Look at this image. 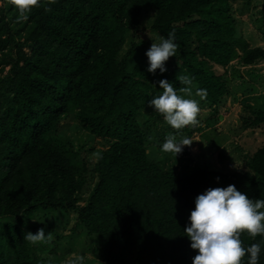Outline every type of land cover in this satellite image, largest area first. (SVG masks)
<instances>
[{
	"label": "trees",
	"instance_id": "obj_1",
	"mask_svg": "<svg viewBox=\"0 0 264 264\" xmlns=\"http://www.w3.org/2000/svg\"><path fill=\"white\" fill-rule=\"evenodd\" d=\"M9 1L19 35L34 48L30 55L16 50L0 97V264H45L24 241L18 219L38 208L78 206L88 168L53 135L68 115L113 141L99 153L97 180L78 210L87 231L105 240L108 264H192L197 250L184 228L198 195L233 185L249 199H264V144L246 172L179 176L151 159L140 123L162 91L159 80L178 90L185 85L177 78L188 76L203 90L202 104L213 106L228 93L215 66L226 67L237 52L245 66L264 60L263 48L238 36L230 0H38L23 16ZM145 11L154 13L151 32L175 35L174 65L165 62L164 73L147 72L146 50L127 44ZM14 42L0 15V53ZM245 123L264 127V112H250ZM239 238L245 248L261 244L264 264V238L246 232Z\"/></svg>",
	"mask_w": 264,
	"mask_h": 264
},
{
	"label": "rangeland",
	"instance_id": "obj_2",
	"mask_svg": "<svg viewBox=\"0 0 264 264\" xmlns=\"http://www.w3.org/2000/svg\"><path fill=\"white\" fill-rule=\"evenodd\" d=\"M230 2L238 25V36L243 37L251 48L264 49V2ZM10 10V1L0 0V15L5 18L7 30L15 39L14 44L0 53V97L6 89L5 86H8L6 80L11 68L8 62L15 59L16 50L23 49L24 53L30 55L34 48L32 42H26L19 35V27L14 23ZM153 17L152 11L143 13L142 25L129 35L127 44L140 45L147 51L153 42H159L160 37L149 30ZM241 57L242 54L237 52L226 67H214L228 89V93L218 104L203 105L195 85L189 87L190 94H182L198 102L200 111L195 123L181 129H173L153 107L146 110L140 123L149 136L147 152L154 162L165 169L173 170L179 176L200 169L222 173L248 171V158L264 144V127L250 128L245 123L250 112H264V60L245 66ZM166 62L174 65L171 57ZM189 131H192L191 135ZM169 134L174 136L176 141L186 137L192 143L182 146L177 155L161 151L160 145ZM53 135L77 152L79 160L87 166L89 173L86 187L77 207L67 210L38 208L27 211L16 224L33 234L39 228L45 229V235L50 233V239L34 244L38 259L45 264H108L105 240L87 231L79 220L78 210L87 204L97 180L94 167L99 153L108 149L113 141L91 134L73 115L62 117L56 124Z\"/></svg>",
	"mask_w": 264,
	"mask_h": 264
},
{
	"label": "clouds",
	"instance_id": "obj_3",
	"mask_svg": "<svg viewBox=\"0 0 264 264\" xmlns=\"http://www.w3.org/2000/svg\"><path fill=\"white\" fill-rule=\"evenodd\" d=\"M21 16L24 15L38 0H12ZM174 32H169L167 38L161 36L159 42H153L145 52L148 60L147 72L160 73L166 71L165 62L176 55L178 45L174 42ZM180 84L185 85L174 89L165 79L158 81L162 90L148 102L150 107L163 118V121L173 129H181L196 121L200 111L195 99L181 96L178 92L190 94L191 78L180 76ZM203 90H198L201 95ZM192 143L189 138L176 141L169 134L160 145V150L181 152L182 146ZM218 179V178H217ZM195 207L190 212L184 232L190 239V247L197 250L192 258V264H242V258L247 254V264H258L261 244L253 243L247 248L242 247L239 238L241 232L255 237L264 238V199H249L245 194L236 190L235 186L226 188H209L198 195L194 201ZM50 239V233L45 235V229L39 228L35 234L27 232L24 241L36 244ZM79 259V258H78Z\"/></svg>",
	"mask_w": 264,
	"mask_h": 264
}]
</instances>
